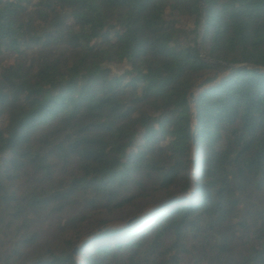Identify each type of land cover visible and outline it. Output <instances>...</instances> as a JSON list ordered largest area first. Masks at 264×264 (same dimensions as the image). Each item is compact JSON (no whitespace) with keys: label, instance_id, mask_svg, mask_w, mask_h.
<instances>
[{"label":"trees","instance_id":"1","mask_svg":"<svg viewBox=\"0 0 264 264\" xmlns=\"http://www.w3.org/2000/svg\"><path fill=\"white\" fill-rule=\"evenodd\" d=\"M202 1L0 0V264H264V0Z\"/></svg>","mask_w":264,"mask_h":264},{"label":"water","instance_id":"2","mask_svg":"<svg viewBox=\"0 0 264 264\" xmlns=\"http://www.w3.org/2000/svg\"><path fill=\"white\" fill-rule=\"evenodd\" d=\"M200 1V10H201V14L203 16V20H202V26L201 29L204 30L206 27V21H205V15H206V11H205V7H204V3L202 0ZM201 43V42H200ZM238 69H250L249 67H239ZM236 69V70H238ZM231 71H234V68H232ZM190 98H193V95H190ZM170 200H167L165 202H160L158 204H155L151 207H149L147 210H145L144 212H142L141 214H139L138 216L134 217L133 219L129 220L128 222H126V224L123 226L124 228L130 226L131 224L138 222L139 220H141L143 217H145L146 215L150 214L151 212H154L160 208H162L164 205H166ZM98 233H100L98 231ZM95 235V234H94ZM93 235V236H94ZM93 236H88L86 239L91 238Z\"/></svg>","mask_w":264,"mask_h":264},{"label":"rangeland","instance_id":"3","mask_svg":"<svg viewBox=\"0 0 264 264\" xmlns=\"http://www.w3.org/2000/svg\"><path fill=\"white\" fill-rule=\"evenodd\" d=\"M106 68H109L112 72H114L116 74H121V73L130 71V68H129L128 65H122V66H107ZM199 85H200V83H198L196 85V88L194 89V92L195 93L199 90V88H200ZM151 206H153V205H151ZM125 224H126V222H123V221H120V220H114L111 223H109L110 226H120V227H123ZM87 237L88 236H86V238ZM82 241H83V239H82ZM76 260H77L78 263H81L80 258L79 259H76Z\"/></svg>","mask_w":264,"mask_h":264}]
</instances>
